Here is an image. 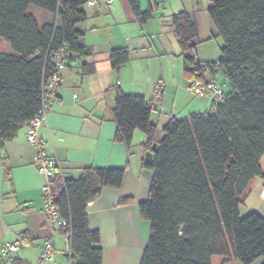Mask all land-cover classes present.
<instances>
[{
  "label": "trees",
  "instance_id": "1",
  "mask_svg": "<svg viewBox=\"0 0 264 264\" xmlns=\"http://www.w3.org/2000/svg\"><path fill=\"white\" fill-rule=\"evenodd\" d=\"M128 2L141 25L158 5L151 3L143 11L140 0ZM211 2L209 15L225 41L218 61L198 58L202 40L192 13L174 14L171 25L187 79L206 81L211 76L209 80L223 83L225 94L206 111L172 117L163 126L152 162L144 163L153 178L148 199L138 206L141 217L150 221L140 264H211L212 256H230L232 251L242 264L264 258V217L252 212L241 218L238 212L250 181H264V0ZM85 4L0 0V39L13 50L0 52V151L38 114L43 76L53 70L57 52L67 45L72 56L90 54L76 27L86 20ZM32 5L55 20L40 25L29 13ZM130 60L126 48L113 49L109 56L115 70ZM162 98L161 89L152 101L116 89L114 140L130 147L139 130L151 148L157 133L151 116ZM124 174V168L86 167L79 179L67 178L66 192L59 179L53 180L54 205L62 219L71 220V264H102L100 233L89 227L88 204L104 187L119 188ZM131 202L120 199V204Z\"/></svg>",
  "mask_w": 264,
  "mask_h": 264
},
{
  "label": "crops",
  "instance_id": "2",
  "mask_svg": "<svg viewBox=\"0 0 264 264\" xmlns=\"http://www.w3.org/2000/svg\"><path fill=\"white\" fill-rule=\"evenodd\" d=\"M151 3L158 5L145 25L137 22L128 0L82 7L86 20L76 27L90 54L73 55L69 60L48 123L38 130L40 138L48 142L46 151L55 150L59 155L68 179H79L86 167L125 169L119 188L104 187L98 199L88 204L89 227L100 233L102 264H140L150 236V221L141 217L138 206L149 197L153 172L144 163L152 147L145 145L147 136L139 130L130 147L114 140L116 89L152 101L155 86L160 84L163 98L155 103L151 116L157 131L172 117L200 113L212 105L211 98L188 91L190 81L184 74L181 49L171 25L174 14L187 11L199 26L198 2L140 0L141 9L146 11ZM31 14L40 25L55 20L50 12ZM116 48L131 53V60L119 70L109 61ZM27 130L25 125L0 151V264H69L65 234L45 211L43 187L48 180L33 162L36 148L28 141ZM159 141L155 137V143ZM126 197L132 202L120 204ZM14 241L23 246L13 260L5 259L2 245ZM46 242L55 246L51 262L41 260Z\"/></svg>",
  "mask_w": 264,
  "mask_h": 264
},
{
  "label": "built area",
  "instance_id": "3",
  "mask_svg": "<svg viewBox=\"0 0 264 264\" xmlns=\"http://www.w3.org/2000/svg\"><path fill=\"white\" fill-rule=\"evenodd\" d=\"M101 1L111 3L113 0H86V4L96 5ZM56 20H58V15H56ZM71 57L72 53L67 45H64L55 55V65L53 70H51L48 75L43 76L41 104L38 114L27 124L28 141L36 148L33 162L36 165L38 172L48 180L43 187L45 211L52 223L65 234L67 240L65 255L69 264H71L73 254L71 220L70 218L67 220L60 217L59 212L54 205V191L52 186L53 180L57 178L66 192V170L62 160L55 150L51 151V153L46 151L48 142L40 138L38 130L48 123L49 110L57 102L58 90L63 81L62 72L67 68ZM187 88L193 96L200 98L209 97L215 102L220 101L225 94L224 85L219 80L201 81L199 79H193L189 82ZM160 89L161 86L157 83L155 90L159 91ZM22 246L23 244L17 241L4 243L2 245V252L5 259L13 260ZM54 257V244L52 242H46L41 249V260L51 262L54 260Z\"/></svg>",
  "mask_w": 264,
  "mask_h": 264
},
{
  "label": "rangeland",
  "instance_id": "4",
  "mask_svg": "<svg viewBox=\"0 0 264 264\" xmlns=\"http://www.w3.org/2000/svg\"><path fill=\"white\" fill-rule=\"evenodd\" d=\"M196 1L198 2L199 9V12L196 17L199 22L200 37L203 40L197 46L198 58L201 61H218L221 56V49L225 45V41L223 37L218 34L208 12V9L212 6V2L211 0ZM37 10H42L45 14L49 13L48 11L35 5H32L29 8V13H34ZM12 51L13 50L11 45L4 39H0V52ZM207 78H209V76H207ZM163 135V125H160L156 134V139L161 140L163 138ZM241 198L242 200L240 201L238 206V212L241 218L245 217L246 215L252 212H256L262 217H264V187L263 181L261 179L257 177L253 178ZM263 263L264 258L261 257L255 260L252 264ZM211 264H242V262L235 258L234 253L232 251L230 256H212Z\"/></svg>",
  "mask_w": 264,
  "mask_h": 264
},
{
  "label": "water",
  "instance_id": "5",
  "mask_svg": "<svg viewBox=\"0 0 264 264\" xmlns=\"http://www.w3.org/2000/svg\"><path fill=\"white\" fill-rule=\"evenodd\" d=\"M158 144L157 143H154L153 146H152V151H149L147 154H146V157H145V161L148 162V163H151L152 162V158H153V151L157 148Z\"/></svg>",
  "mask_w": 264,
  "mask_h": 264
}]
</instances>
